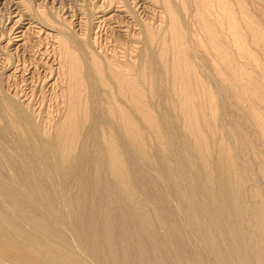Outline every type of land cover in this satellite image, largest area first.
Wrapping results in <instances>:
<instances>
[{
  "label": "bare ground",
  "instance_id": "bare-ground-1",
  "mask_svg": "<svg viewBox=\"0 0 264 264\" xmlns=\"http://www.w3.org/2000/svg\"><path fill=\"white\" fill-rule=\"evenodd\" d=\"M0 5V264H264V0Z\"/></svg>",
  "mask_w": 264,
  "mask_h": 264
},
{
  "label": "rangeland",
  "instance_id": "rangeland-1",
  "mask_svg": "<svg viewBox=\"0 0 264 264\" xmlns=\"http://www.w3.org/2000/svg\"><path fill=\"white\" fill-rule=\"evenodd\" d=\"M1 6V5H0Z\"/></svg>",
  "mask_w": 264,
  "mask_h": 264
}]
</instances>
